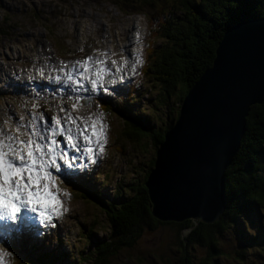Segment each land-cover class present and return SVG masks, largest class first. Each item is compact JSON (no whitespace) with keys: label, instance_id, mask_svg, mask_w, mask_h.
<instances>
[{"label":"rangeland","instance_id":"1","mask_svg":"<svg viewBox=\"0 0 264 264\" xmlns=\"http://www.w3.org/2000/svg\"><path fill=\"white\" fill-rule=\"evenodd\" d=\"M154 6L145 7L134 0H120L119 4L109 0H0V130L27 141L29 116L24 123L25 108H31L33 114H43L49 124L53 116H58L73 131L76 125L67 120L69 114L77 118L81 129L88 125L91 131L93 120L101 119L99 114L103 113L102 122L107 125L103 153L97 154L95 164L70 176L73 186L101 197L102 204L105 203L101 199L120 202L119 198L126 193L124 187L135 178L141 179L140 168L153 157L151 147L143 151V147L133 148L127 141L118 142V138L122 140L119 137L124 119L122 112H142V116L152 119V124L157 126L165 111L164 105L160 107L154 99L155 86L141 75L136 77L146 30L143 12ZM135 33L138 45L131 48L137 55L129 67L130 72L123 75L117 71L119 60L126 58L130 46L126 45V39ZM88 57L104 64L88 65L89 79L80 82L90 89V81L96 78L92 73L106 67L110 75L104 76L103 85L95 92L70 93L66 88L55 96L53 83L62 78V64L69 61L68 69L82 68L77 62L83 63ZM79 72L81 70L73 72L74 80L80 79L76 76ZM26 80L32 82L34 88L24 86ZM133 80L139 83L135 96L123 103L124 110L117 109L116 100L123 97ZM71 83L73 89L78 88L74 81ZM44 85L50 86L48 92ZM77 97L83 100L74 108ZM54 101L57 105L53 107ZM61 108L66 111L62 112ZM261 176L264 181V172ZM61 213L55 227L50 226L42 233L38 231L35 236L27 237L19 232L10 236L14 246L7 249L11 255L4 257L3 264L20 260L22 252L32 258L42 255L55 264H94L93 245L109 238L103 208L74 191L63 199ZM21 240L28 245L18 251L17 244L20 245ZM7 244L8 241L3 242L0 248ZM178 246L174 227L157 225L143 229L130 247L109 256L107 264H179ZM217 246L215 261L220 264H264V204L227 224L217 235ZM203 252L202 247L194 245L189 251L190 260L197 263ZM236 256L237 261L233 259Z\"/></svg>","mask_w":264,"mask_h":264},{"label":"trees","instance_id":"2","mask_svg":"<svg viewBox=\"0 0 264 264\" xmlns=\"http://www.w3.org/2000/svg\"><path fill=\"white\" fill-rule=\"evenodd\" d=\"M109 1L119 4L120 0ZM134 1L145 7L155 4L143 12L146 30L139 73L155 86L154 99L160 107L164 105L165 111L157 126L152 124V119L142 116V112H122L124 119L119 130L122 140L118 138V142L127 141L134 145L133 148L143 147V151L151 147L153 151L161 140L162 131L173 122L183 94L197 74L210 64L212 49L220 32L242 19L263 17L264 0ZM137 90V86L127 89L123 97L116 100L117 109L124 110L123 103L131 101ZM151 161L152 156L140 168L141 179L135 178L124 187L126 193L119 198L120 202L101 199L105 203L102 204L101 197L86 191L78 192L82 198L103 208L108 223L109 238L93 245L94 264H107L109 256H116L123 247H130L143 229H153L157 225L174 227L179 244L176 248L179 264H220L215 261L218 256L217 235L236 217L264 204L261 176L264 172V95L260 103L249 107L238 148L224 170L225 208L217 221L211 224L192 220L161 222L151 216L141 184ZM69 188L66 186V192ZM194 245L204 249V255L197 263L189 256ZM238 258L233 259L237 261ZM36 259L37 264H55L47 257L38 256Z\"/></svg>","mask_w":264,"mask_h":264},{"label":"water","instance_id":"3","mask_svg":"<svg viewBox=\"0 0 264 264\" xmlns=\"http://www.w3.org/2000/svg\"><path fill=\"white\" fill-rule=\"evenodd\" d=\"M264 95V16L227 25L210 64L179 101L142 180L148 213L161 222L211 224L225 208L223 173L249 107Z\"/></svg>","mask_w":264,"mask_h":264},{"label":"snow or ice","instance_id":"4","mask_svg":"<svg viewBox=\"0 0 264 264\" xmlns=\"http://www.w3.org/2000/svg\"><path fill=\"white\" fill-rule=\"evenodd\" d=\"M138 62L142 61L138 59ZM77 63L84 69L79 80H74L73 76V72L78 69L73 68L66 73L67 80L78 85L73 91L95 92L98 86L103 85L104 76L110 75L106 67L93 72L96 78L90 81L91 88L86 89L80 80L89 79L85 75L91 71L88 65L104 64V61H93L92 57H88L83 63ZM120 70L117 68V71ZM43 74L41 70L40 75ZM79 99L77 97L74 108L79 104ZM61 111L66 110L61 108ZM99 117L101 119L93 120L89 132L88 125L81 129L76 123L77 118L69 114L67 120L76 125L74 133L58 116H53L49 124L43 114H34L27 126V141L8 136L0 130V227L3 236L18 231L19 225L29 219L38 220L44 226L55 227L53 219L62 214L63 199L61 189L56 185L58 177L53 172L71 176L84 167L83 161L96 163L97 154L103 153L107 143V125L102 122L103 113ZM16 130L19 132L20 126ZM57 137H63L64 141ZM6 248L7 245L0 248V264H3L4 257L11 255Z\"/></svg>","mask_w":264,"mask_h":264},{"label":"bare ground","instance_id":"5","mask_svg":"<svg viewBox=\"0 0 264 264\" xmlns=\"http://www.w3.org/2000/svg\"><path fill=\"white\" fill-rule=\"evenodd\" d=\"M124 60H125V59H124ZM124 60H121V61L119 60L120 64H122V63L124 62ZM118 66H120V65H118Z\"/></svg>","mask_w":264,"mask_h":264}]
</instances>
